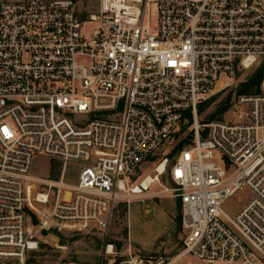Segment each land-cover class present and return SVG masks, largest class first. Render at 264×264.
<instances>
[{
  "label": "built area",
  "instance_id": "2783aa9c",
  "mask_svg": "<svg viewBox=\"0 0 264 264\" xmlns=\"http://www.w3.org/2000/svg\"><path fill=\"white\" fill-rule=\"evenodd\" d=\"M218 96L229 105L201 122L199 104ZM186 113L192 139L168 169L181 204L177 260L128 247L114 264L188 254L264 264V0H97L91 11L74 0H0V264H27L39 213L106 231L119 204L148 190V175L133 176ZM38 155L61 162L57 177L32 173ZM241 192L227 215L223 202Z\"/></svg>",
  "mask_w": 264,
  "mask_h": 264
},
{
  "label": "rangeland",
  "instance_id": "374dc122",
  "mask_svg": "<svg viewBox=\"0 0 264 264\" xmlns=\"http://www.w3.org/2000/svg\"><path fill=\"white\" fill-rule=\"evenodd\" d=\"M74 1L80 10L91 11L97 5V0ZM94 26L92 22L86 24L84 33L89 34ZM221 98L215 97L200 117H205ZM176 143L174 136L169 137L151 158L140 165L133 176L134 180H140L144 175H153L152 168L166 159L165 172L151 183L145 194L135 196L129 205L124 203L115 212L106 231L82 223L54 224L39 213V245L34 251H39V260L33 256L35 263L38 260V264H114L126 257L128 247L132 253L148 257L171 259L178 254L183 238L181 224L176 221L180 202L167 191L171 187L168 169L176 156L171 150ZM50 162L48 157L36 156L32 173L37 176L47 175ZM76 168V165L69 164L67 175L70 172L75 175ZM54 171H50V176L54 177ZM68 181L72 179L68 177ZM246 194L241 192L227 198L222 204L223 211L229 216L233 215L244 203ZM37 222L33 217V234L37 231ZM178 264L201 262L188 254L179 258Z\"/></svg>",
  "mask_w": 264,
  "mask_h": 264
},
{
  "label": "trees",
  "instance_id": "16d2710c",
  "mask_svg": "<svg viewBox=\"0 0 264 264\" xmlns=\"http://www.w3.org/2000/svg\"><path fill=\"white\" fill-rule=\"evenodd\" d=\"M260 75L261 72L257 71L251 78L248 79V81L245 83L246 85V91H250L252 89L253 86H255L256 84H258L259 80H260ZM215 97H211L209 99H207L205 102L199 104L198 106V116L200 118L201 122H208L214 118L220 117L223 113V111L227 108V106L229 105V101H230V97H226V98H222L220 99L217 104L212 108V110L210 112H208L205 117L201 118V114L203 111H205V108L207 107V105L213 101ZM186 119L188 120L187 122H182L180 125V129L179 131L176 132L175 134V139L177 140V143L173 146L171 152L173 154H177V152L179 150H181L184 146L188 145L192 139V131H190L188 129L190 122H191V116L190 113H186ZM151 158V157H150ZM60 166H61V162L60 161H56V160H51L50 162V171L53 172L54 171V177H57L59 175L60 172ZM122 205L124 204H119L117 207L116 212L122 208ZM178 217H176V221H178L181 224V204H178ZM30 256V257H29ZM33 256L38 257L39 260V251L34 252L31 251L28 254L27 257V264L30 263H34V264H38V260L36 261L37 263H35V260L33 258ZM35 257V258H36Z\"/></svg>",
  "mask_w": 264,
  "mask_h": 264
},
{
  "label": "bare ground",
  "instance_id": "6f19581e",
  "mask_svg": "<svg viewBox=\"0 0 264 264\" xmlns=\"http://www.w3.org/2000/svg\"><path fill=\"white\" fill-rule=\"evenodd\" d=\"M162 167V165H160V168ZM152 183V177L151 176H147L144 178V180L142 181V184L145 186V187H148L149 184ZM172 260H177V256H174L172 258Z\"/></svg>",
  "mask_w": 264,
  "mask_h": 264
}]
</instances>
